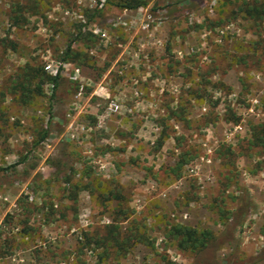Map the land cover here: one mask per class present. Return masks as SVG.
<instances>
[{"label":"rangeland","instance_id":"obj_1","mask_svg":"<svg viewBox=\"0 0 264 264\" xmlns=\"http://www.w3.org/2000/svg\"><path fill=\"white\" fill-rule=\"evenodd\" d=\"M125 1L0 0V264H264V147H248L264 123V21L242 8L253 0ZM147 13L162 24L143 30ZM70 47L81 58L64 60ZM69 61L82 96L65 76L27 106L14 94L27 64ZM106 82L119 114L96 95ZM111 225L143 239L100 244ZM175 225L215 237L183 252Z\"/></svg>","mask_w":264,"mask_h":264},{"label":"trees","instance_id":"obj_2","mask_svg":"<svg viewBox=\"0 0 264 264\" xmlns=\"http://www.w3.org/2000/svg\"><path fill=\"white\" fill-rule=\"evenodd\" d=\"M198 1L200 0H178L177 3L181 5H190L193 2L197 3ZM130 2L131 3L125 1V3L120 6L124 8L135 9L147 5L146 0H135V1L132 0ZM195 8L197 9L198 5H196ZM242 8L245 14L244 16L245 18L254 20L257 23L264 21V6L263 4L260 3V0H253V2L251 3L243 2ZM19 9L20 12L18 11V13H16L15 16H11L14 25L17 26H21L25 21L24 13H23L25 9L23 8L24 11H21L22 10L21 8ZM65 55L66 58H64V60L71 59V61H75L76 59H79L82 56L81 53L75 52L73 49H71V47L68 49V52H66ZM71 61H69L68 63H72ZM59 77L61 76L60 75L54 77L49 76L45 72L43 66L27 64L25 67L21 68L18 73V81L20 79L21 81L19 83L17 82L16 86L20 87L21 91H19V89L14 90V94L16 95L20 92L21 96L25 98L23 100V104L24 106H27L33 101V99L37 95L43 94L44 84L54 83L55 85H57ZM38 79H39V83L37 84L36 89L33 90L29 88L28 90L25 91V89L27 88V83H32ZM238 121L239 120H237L236 122L238 123ZM248 147L250 149L264 147V123L252 125L251 137L248 140ZM184 164H185V160L179 161L177 164L178 167L177 169L181 170ZM76 187L79 188L78 184L76 185ZM110 194L113 200L118 201V207H120L118 211L121 214L119 216L123 217L122 221L127 220L130 215L127 214L128 210L126 211L125 209L122 208L124 202L123 197L119 193L110 192ZM246 195L247 196H246L245 204L247 207H251L248 194ZM243 212L237 215L238 220H241L240 218L245 214H247V212L245 214H243ZM168 235L175 241L176 246L179 250L183 252L195 253V254H199L200 252L205 250L215 237L214 233L210 230L207 229L201 230L184 225L172 226L168 231ZM85 237L87 241H90L91 239L94 238L88 235H85ZM142 239H143V234H141L140 232L137 234L135 233L134 235H127L122 233L119 226L111 225L108 227V233L104 237L99 238V243L108 246L117 245L122 250L127 252L128 249L131 248L134 243L140 242ZM261 256L264 258V251L262 252ZM166 264H175V263H173L171 260H167Z\"/></svg>","mask_w":264,"mask_h":264},{"label":"built area","instance_id":"obj_3","mask_svg":"<svg viewBox=\"0 0 264 264\" xmlns=\"http://www.w3.org/2000/svg\"><path fill=\"white\" fill-rule=\"evenodd\" d=\"M106 0H102V3H105ZM104 4H101L100 7H103ZM68 14V13H67ZM75 14V13H74ZM138 15H142V12H138ZM75 16L77 18H82V16L75 14ZM128 17V10H125L124 14L122 17L119 18V24L125 25L127 26V23L125 21H122L123 18ZM156 23L157 25H161L162 21L161 20H155V18L153 17V15L151 13H147L144 15L143 19L140 20V26L143 30H149L151 28V26ZM115 26L118 25L117 22L113 23ZM97 33V31H96ZM106 35L104 34L103 37H105ZM45 70L47 73L53 75V76H65V77H69L72 80H82L81 76H82V69L76 67L74 64L72 63H62V62H57V63H48L45 66ZM50 90H53V86L49 87ZM85 89V84L83 82L80 81V87H79V92H78V96H82L83 92ZM106 87L105 86H100L98 93H96V95H100V96H105L108 92L106 91ZM110 98V97H108ZM121 105L117 102L112 100L109 104L108 107V112L110 115L113 114H119L121 113ZM86 128L85 127H81V131H84ZM72 138H74L75 136L72 135ZM33 197L30 198L31 201H33Z\"/></svg>","mask_w":264,"mask_h":264},{"label":"crops","instance_id":"obj_4","mask_svg":"<svg viewBox=\"0 0 264 264\" xmlns=\"http://www.w3.org/2000/svg\"><path fill=\"white\" fill-rule=\"evenodd\" d=\"M91 23V22H90ZM92 25H95L94 23H91ZM83 75V74H82ZM83 76H81V78H82ZM68 79H70L69 77H68ZM83 79V78H82ZM70 80H72V79H70ZM72 81H75V82H77V83H80V81H83V80H72ZM100 86H105L106 87V91L108 92L105 96H103V97H105V99H108V102H109V104H110V102L112 101V98H111V86H110V84L109 83H102V84H100L99 86H98V88H97V90L95 91L96 93H98V90H99V88H100ZM123 86V85H122ZM121 86V87H122ZM120 87V88H121ZM122 90H124L123 92H125V93H129V91H131V88H126V85H124L123 86V89ZM143 92V88H142V85H139V86H136V88H135V94L137 95L138 94V92ZM131 96V94H129L127 97H130ZM108 97H110V98H108ZM135 99H137V101L135 102V104H140V98H139V100H138V97L137 98H135ZM120 104V103H119ZM121 105V104H120ZM122 107V106H121ZM121 111H122V109H121ZM242 123H240V124H237L236 125V128H241L242 127V125H241ZM18 231V230H17Z\"/></svg>","mask_w":264,"mask_h":264}]
</instances>
